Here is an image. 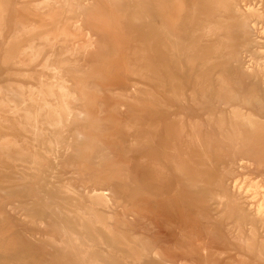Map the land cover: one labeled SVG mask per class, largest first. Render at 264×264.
Masks as SVG:
<instances>
[{
	"label": "rangeland",
	"instance_id": "374dc122",
	"mask_svg": "<svg viewBox=\"0 0 264 264\" xmlns=\"http://www.w3.org/2000/svg\"><path fill=\"white\" fill-rule=\"evenodd\" d=\"M0 85V264H264V0H0Z\"/></svg>",
	"mask_w": 264,
	"mask_h": 264
},
{
	"label": "bare ground",
	"instance_id": "6f19581e",
	"mask_svg": "<svg viewBox=\"0 0 264 264\" xmlns=\"http://www.w3.org/2000/svg\"><path fill=\"white\" fill-rule=\"evenodd\" d=\"M237 12H239V10L237 9L236 10ZM215 23V22H214ZM213 24V23H212ZM255 26H257V25H255ZM242 27L245 29V28H247V23L246 22H244L243 23V25H242ZM206 28V27H205ZM222 31H223V27H222V24H220L219 22H216V24H214V26L213 27H210V28H208V29H206V37H208V38H218L220 41H221V43L218 45V48H216V51H219V50H221V49H224L225 48V46L228 44V41H229V39L227 38V37H223L222 36ZM205 32V31H204ZM205 34V33H204ZM115 43V42H114ZM230 57H232L231 55H230ZM127 63V62H126ZM59 65V64H58ZM56 66V65H55ZM45 68H47L48 70H50V71H55V72H59L61 69V67L59 68L58 67V69L57 68H55V67H52L51 66V68H50V65L49 64H46V66H45ZM72 69H73V67H72ZM75 69V68H74ZM59 75V74H58ZM18 76V75H17ZM20 76V75H19ZM16 77V76H15ZM230 77V76H229ZM226 82V81H225ZM225 82H224V78L222 77L221 79H220V85H221V87L219 88V90L217 91V93L215 94V96H210V92H211V89H210V87L209 86H206V87H203L202 89H201V92H200V96H199V101H203L204 99H209V98H211L215 103H217V101H218V99L221 97V95H223V97L224 98H230L232 95L230 94V92H229V90L226 88V86H225ZM60 84H64L63 82H61L60 81ZM71 85V84H70ZM227 85V84H226ZM64 87V86H63ZM63 87H62V90H63ZM228 87V86H227ZM61 88V87H60ZM229 88V87H228ZM1 90H2V87H1V85H0V92H1ZM65 90V89H64ZM138 91V90H137ZM136 91V92H137ZM200 91V90H199ZM134 92V91H133ZM135 93V92H134ZM139 92H137V94H138ZM232 93V92H231ZM61 94H63V93H61ZM19 95V94H18ZM67 95V94H66ZM136 95V94H135ZM61 96H63V95H61ZM70 96V95H69ZM137 96V95H136ZM140 96V95H139ZM250 98H252V97H250ZM249 98V99H250ZM62 99H63V97H62ZM251 100V99H250ZM255 100V99H254ZM224 104V103H223ZM193 106V105H192ZM71 110V109H70ZM73 113H75V112H73ZM79 115L80 114H76V116H78L79 117ZM74 117V116H73ZM77 117V118H78ZM32 117H31V115L30 114H26V119H31ZM75 118V117H74ZM80 120V119H79ZM79 120H77V121H79ZM248 120V119H247ZM52 122V121H51ZM53 123V125H52V127H56L55 128V130L57 129V130H59L62 126H64L63 125V122H61V119H58V120H56V121H53L52 122ZM190 123H192V122H190ZM245 123V122H244ZM37 124V123H36ZM192 124H194V123H192ZM192 124H191V126H192ZM246 124V123H245ZM29 125H30V123L28 122L27 124H23V123H21L20 124V128L24 131V132H29V130H30V127H29ZM132 124H130V126H131ZM135 125V124H134ZM51 127V128H52ZM134 128V130H135V127H133ZM35 129H37L36 127H35ZM131 129V128H130ZM54 130V129H53ZM61 130V129H60ZM239 130V129H238ZM62 131V130H61ZM129 131V130H128ZM132 131V130H131ZM133 132V131H132ZM37 133H39V134H42L43 133V131L41 130V129H39V132H37ZM57 133V132H56ZM61 133V132H60ZM60 133H57L56 134V138L58 139V141L60 142L61 141V134ZM214 133V132H213ZM235 136V135H234ZM125 137V136H124ZM240 137H243L242 135L240 136ZM56 139V140H57ZM237 139V138H236ZM217 140V139H216ZM232 140V139H231ZM59 142H57L55 145H57V147H60V143ZM253 142V141H252ZM199 144H200V142H199ZM132 146V145H131ZM133 147V146H132ZM3 148H5V147H3ZM131 148V147H130ZM6 149V148H5ZM92 152V151H91ZM104 179V178H103ZM104 196L105 195H103V194H101V195H99V197H98V200L99 201H103L104 202ZM105 198H106V196H105ZM106 204H107V201H106ZM177 206V205H176ZM260 213V212H259ZM167 217H169V216H167ZM264 218V217H263ZM96 221H94V222H97L96 224H100L101 226H102V224H103V226H106V229H108L109 231H110V234H112L113 233V231H111L110 229L111 228H109L106 224L107 223H105V219H103V218H100V217H96V219H95ZM93 222V221H92ZM95 224V225H96ZM86 224L83 222L81 225H80V227H83V226H85ZM93 225H94V223H93ZM94 225V226H95ZM114 230V229H113ZM107 231V230H106ZM252 234V233H251ZM113 238H115L114 236H113ZM100 239V238H99ZM79 241V240H78ZM78 241H77V243H78ZM102 241V240H101ZM100 241V242H101ZM112 241H113V239H112ZM121 241L123 242V245H125V246H127L128 247V249H129V253H131L132 255H133V258H131V259H133L134 261H140V263L141 264H143L144 263V261H146L145 259H144V256H143V258L140 256V254L141 255H143V254H145L147 251V248H146V250H145V245H144V243L141 241V239H139V238H137L134 242H132V241H127V240H123L122 238H121ZM93 242V241H92ZM89 243H91V242H89ZM94 244V243H93ZM81 245V244H80ZM95 245V244H94ZM134 245H136V246H134ZM83 246H84V244H83ZM82 245L81 246H79V247H83ZM8 247V246H7ZM111 251V250H110ZM141 251V252H140ZM114 252H116L114 249L112 250V253H114ZM149 253V252H148ZM119 254H122V253H119ZM150 254V253H149ZM260 254V253H259ZM123 255V254H122ZM147 255V254H146ZM148 256V255H147ZM150 256V255H149ZM125 261H126V258L123 256L122 257ZM130 259V260H131Z\"/></svg>",
	"mask_w": 264,
	"mask_h": 264
},
{
	"label": "crops",
	"instance_id": "0c3cea01",
	"mask_svg": "<svg viewBox=\"0 0 264 264\" xmlns=\"http://www.w3.org/2000/svg\"><path fill=\"white\" fill-rule=\"evenodd\" d=\"M179 189H180V186H179V188H178L177 192L179 191ZM177 192H176V193H177Z\"/></svg>",
	"mask_w": 264,
	"mask_h": 264
}]
</instances>
